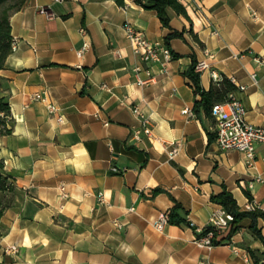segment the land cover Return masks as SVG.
Instances as JSON below:
<instances>
[{
    "label": "crops",
    "instance_id": "obj_1",
    "mask_svg": "<svg viewBox=\"0 0 264 264\" xmlns=\"http://www.w3.org/2000/svg\"><path fill=\"white\" fill-rule=\"evenodd\" d=\"M179 2L186 16L167 9L169 28L136 0H26L10 16L16 48L0 70V96L9 103L12 127L0 137V158L16 191L0 221V264H255L248 250L264 261V243L248 219L228 240V229L217 232L222 241L211 248L193 241L219 207L210 196L223 186L240 210L252 200L264 211V144L256 145L250 167L242 153L221 151L211 116L193 110L198 97L183 74L192 57L205 59L202 88H210L211 71L227 77L246 121L264 127V0ZM39 6H49L54 17L39 14ZM126 22L160 45L180 33L169 41L175 57L140 61L124 35ZM81 29L89 47L78 56ZM35 93L58 113L32 101ZM133 105L163 144L146 136L129 142L137 125ZM184 108L195 117L183 115ZM61 185L66 200L58 196ZM155 189L162 192L154 195ZM174 201L194 230L168 222L161 231L154 227ZM258 228L264 236L261 219Z\"/></svg>",
    "mask_w": 264,
    "mask_h": 264
},
{
    "label": "built area",
    "instance_id": "obj_2",
    "mask_svg": "<svg viewBox=\"0 0 264 264\" xmlns=\"http://www.w3.org/2000/svg\"><path fill=\"white\" fill-rule=\"evenodd\" d=\"M51 1L52 3H60L64 0ZM37 12L45 16L47 19H52L54 17V14L49 6H39L37 8ZM123 30L126 39L131 43L133 54L136 55L140 61L145 63L164 64L172 59L173 56L166 45H160L148 40L142 32L136 30L130 23L126 22L123 25ZM80 32L83 36V43L81 50L77 52L78 56H81L82 53L89 47L85 30L81 29ZM15 48V44L13 43L12 51H14ZM205 56L211 57V55L206 52ZM207 68L208 64L206 60L201 59L196 62L194 71L201 73ZM136 70H138V68H136ZM210 76L213 82H219L221 80V76L215 71H211ZM254 76L255 75H251V79L253 81H255ZM144 83L145 82L142 80H137L136 82L137 85H142ZM237 89L239 91H244L245 87L237 85ZM30 99L32 101H40L44 103L49 114L55 115L58 113V107L49 102L46 95L43 93H35L30 97ZM131 110L135 116L137 125L131 128L129 142L139 143L142 140V136L154 138L149 124V118L143 113L140 106L133 105ZM181 113L190 118L195 117L194 112L189 108H184ZM245 115L246 107L241 100L236 97L235 93H229L227 100L213 104L210 109V116L214 123V136L217 147L221 151L235 150L242 153L245 165L250 167L256 159V145L264 144V127L248 123L245 119ZM56 121L61 123L63 121V116L57 115ZM154 139L160 144H163L161 140L156 138ZM171 153L173 156L175 149H173ZM110 170L114 173H121L123 171L116 167H111ZM256 181L261 182L262 180L260 178H256ZM248 187H252L251 182L248 184ZM58 192V196L61 200H66L68 198V193L63 185L59 187ZM99 200L102 202V195H99ZM254 209H256V204L252 200L249 201L244 208L245 211H253ZM232 220V215L219 206L210 216L207 226L209 227V230L203 236L194 237V243L201 247H213L214 245L212 240L214 238V234L222 230H227ZM167 222V214H160L154 222V227L158 231H161ZM11 249L13 250L14 247Z\"/></svg>",
    "mask_w": 264,
    "mask_h": 264
},
{
    "label": "trees",
    "instance_id": "obj_3",
    "mask_svg": "<svg viewBox=\"0 0 264 264\" xmlns=\"http://www.w3.org/2000/svg\"><path fill=\"white\" fill-rule=\"evenodd\" d=\"M26 0H0V70L3 69L7 58L12 52L13 39L10 32V16L19 11ZM119 1V0H117ZM142 5L143 8L148 10H154L161 24L165 28H169V18L166 10L172 9L177 15L186 16V10L179 0H136ZM181 38L182 35L178 32L168 34L164 38V43L168 47L171 38ZM175 57L174 54H172ZM196 60L192 57L191 66L183 73L191 83L193 93L198 99L194 101L193 110L196 113L199 108L210 116L211 106L218 102H224L228 98L229 93H235L236 87L230 79L225 76L221 77L219 82H212L208 90H204L200 85L199 73L194 71ZM11 113L8 101L0 96V137L11 133ZM212 137L209 135V140ZM16 191V187L13 183V179L5 173L4 162L0 158V221L5 211L10 207V197ZM162 192L160 189L154 190V195ZM249 200L251 196L245 192ZM210 201L221 206L227 213L231 214L233 220L228 227V233L225 240L230 239L239 229V223L248 219L250 221L249 229L251 232L264 243V236L261 234V230L258 228V220L264 221V211L260 209H254L253 211L240 210L236 204L232 194L226 190L223 186L222 191L216 195L210 196ZM188 212L177 202L174 201L173 206L167 213L168 223L175 226H187L194 230V226L187 219ZM209 230V227L197 235V237L203 236ZM216 233L212 240L213 245H218L222 240H216ZM251 258L255 264H264V261L260 262L259 257L252 250H248Z\"/></svg>",
    "mask_w": 264,
    "mask_h": 264
}]
</instances>
